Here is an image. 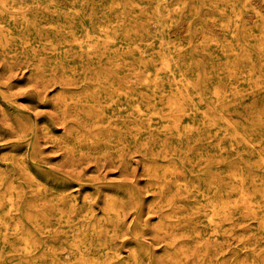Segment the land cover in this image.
<instances>
[{"label": "rangeland", "instance_id": "374dc122", "mask_svg": "<svg viewBox=\"0 0 264 264\" xmlns=\"http://www.w3.org/2000/svg\"><path fill=\"white\" fill-rule=\"evenodd\" d=\"M0 264H264V0H0Z\"/></svg>", "mask_w": 264, "mask_h": 264}, {"label": "bare ground", "instance_id": "6f19581e", "mask_svg": "<svg viewBox=\"0 0 264 264\" xmlns=\"http://www.w3.org/2000/svg\"><path fill=\"white\" fill-rule=\"evenodd\" d=\"M104 53V52H103ZM96 58V57H95ZM72 108V107H71ZM61 109V108H60ZM60 112V111H59ZM63 119V118H62ZM219 187V186H218Z\"/></svg>", "mask_w": 264, "mask_h": 264}]
</instances>
